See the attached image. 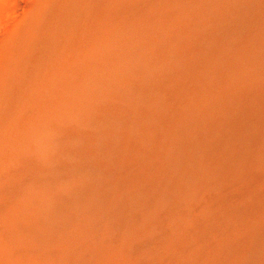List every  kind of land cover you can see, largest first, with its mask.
Returning <instances> with one entry per match:
<instances>
[{
  "label": "bare ground",
  "instance_id": "bare-ground-1",
  "mask_svg": "<svg viewBox=\"0 0 264 264\" xmlns=\"http://www.w3.org/2000/svg\"><path fill=\"white\" fill-rule=\"evenodd\" d=\"M0 264H264V0H0Z\"/></svg>",
  "mask_w": 264,
  "mask_h": 264
}]
</instances>
